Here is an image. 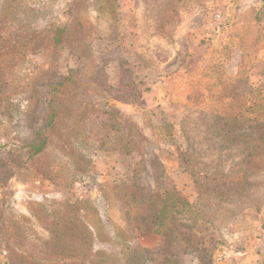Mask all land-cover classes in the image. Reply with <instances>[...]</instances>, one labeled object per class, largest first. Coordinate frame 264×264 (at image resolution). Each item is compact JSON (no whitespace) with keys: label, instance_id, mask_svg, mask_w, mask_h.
I'll return each instance as SVG.
<instances>
[{"label":"rangeland","instance_id":"1","mask_svg":"<svg viewBox=\"0 0 264 264\" xmlns=\"http://www.w3.org/2000/svg\"><path fill=\"white\" fill-rule=\"evenodd\" d=\"M125 21L197 40L148 83L201 107L116 104ZM0 264H264V0H0Z\"/></svg>","mask_w":264,"mask_h":264},{"label":"crops","instance_id":"2","mask_svg":"<svg viewBox=\"0 0 264 264\" xmlns=\"http://www.w3.org/2000/svg\"><path fill=\"white\" fill-rule=\"evenodd\" d=\"M134 23H136V21H134ZM125 25L131 28L132 33H128L126 37H122V43H126L127 45V47L123 48V53L127 51L130 53V57L134 60L133 68L135 72L139 75H147V83L155 80L157 77L166 78L167 76L170 77L171 75L181 73L177 71L176 65L171 61L174 54H177L178 58H180L179 52L177 51L178 45L182 46L180 48H183L185 51H192V53L187 55V58L192 57L198 49L194 46L190 47V44L196 43L197 40L191 39V42H188L191 36L184 30L183 32H179L178 35L173 36L170 34L172 29L166 27L164 29L148 31L144 29L136 30L140 25L131 24L130 21H125ZM147 86H151V88H146L144 86L141 87L140 90L135 91L137 97L128 99L118 98L116 104L121 107L125 106L129 108L151 107L159 103L161 105L160 107L163 108L172 105L185 106L189 109L201 107V105L198 104L196 106L191 102L188 92L182 102H177L171 99L170 93H168L169 89L163 88L164 92L159 93L155 85L148 83ZM155 96L157 98H153ZM198 96L203 98V95L201 96L200 93ZM204 112H206V110H204ZM176 166L178 167L168 168L167 173L177 174L178 172L184 171L181 165ZM177 186L183 187V184L179 182Z\"/></svg>","mask_w":264,"mask_h":264},{"label":"trees","instance_id":"3","mask_svg":"<svg viewBox=\"0 0 264 264\" xmlns=\"http://www.w3.org/2000/svg\"><path fill=\"white\" fill-rule=\"evenodd\" d=\"M225 24V22H224ZM224 24L222 25L221 30H223L224 28ZM58 32H60V34L62 33L63 30H56ZM219 31V32H220ZM219 36V34H218ZM53 40L56 44H59L61 43V36H59L58 34L57 35H54L53 37ZM230 107V104L228 103L227 106H226V109ZM53 121V115H48V119H47V123H48V126L50 125V123ZM46 144V134H45V131L42 130V131H38L35 135H34V138L27 144L28 148H29V156H33L39 152H41L44 148ZM98 199H102L101 195L98 194L96 196Z\"/></svg>","mask_w":264,"mask_h":264},{"label":"built area","instance_id":"4","mask_svg":"<svg viewBox=\"0 0 264 264\" xmlns=\"http://www.w3.org/2000/svg\"><path fill=\"white\" fill-rule=\"evenodd\" d=\"M224 22L225 16L223 14V11L216 10L212 12L205 21V28L207 30L208 38L217 37ZM80 190L83 191V187H80Z\"/></svg>","mask_w":264,"mask_h":264}]
</instances>
